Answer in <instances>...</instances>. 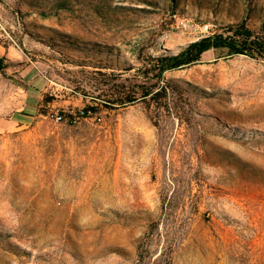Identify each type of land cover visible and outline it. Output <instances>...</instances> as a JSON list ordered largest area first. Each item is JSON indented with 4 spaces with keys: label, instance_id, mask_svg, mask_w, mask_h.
Returning a JSON list of instances; mask_svg holds the SVG:
<instances>
[{
    "label": "rangeland",
    "instance_id": "1",
    "mask_svg": "<svg viewBox=\"0 0 264 264\" xmlns=\"http://www.w3.org/2000/svg\"><path fill=\"white\" fill-rule=\"evenodd\" d=\"M167 11L264 28V0H0L31 42L26 77L0 69V264H264V61L209 50L155 99L92 100L111 93L107 64L144 79L137 43L200 38ZM47 80L49 101L32 87L18 111L19 89Z\"/></svg>",
    "mask_w": 264,
    "mask_h": 264
},
{
    "label": "trees",
    "instance_id": "2",
    "mask_svg": "<svg viewBox=\"0 0 264 264\" xmlns=\"http://www.w3.org/2000/svg\"><path fill=\"white\" fill-rule=\"evenodd\" d=\"M219 29L216 33L197 38L180 46L175 52L162 50L158 54H146L144 47L137 43L132 52L135 55V60L140 61V65L135 70L141 69L143 75H140V78L144 77V79L135 82H131L127 78L117 81L116 79L121 77L125 71L130 72L135 67L128 65L127 62L120 68L107 64L105 67H109L111 71L106 84H110L111 93L106 99L102 98L104 93H97L96 96L91 94L92 100L101 101L105 107L118 108L126 104H132L139 98L155 99L166 89L165 86L160 84L161 82L165 83L163 74L166 71L182 69L196 62L198 63L201 61L203 54L209 50L224 52V55L228 57L244 55L256 61H264V28L252 30L244 20H240ZM109 52L110 50L106 48L105 54ZM2 59L3 57H0V69L6 66ZM97 72L103 75L106 74L102 71ZM148 78H153L154 82L147 83L146 79ZM42 100L49 101L46 95L43 96ZM41 106L42 104L40 109ZM96 106H98V103L95 106H85L81 112H78V116L86 115L89 110H97Z\"/></svg>",
    "mask_w": 264,
    "mask_h": 264
},
{
    "label": "built area",
    "instance_id": "3",
    "mask_svg": "<svg viewBox=\"0 0 264 264\" xmlns=\"http://www.w3.org/2000/svg\"><path fill=\"white\" fill-rule=\"evenodd\" d=\"M164 19L170 22L169 25L171 29L181 32L191 31L193 33L198 34L199 37L210 35L215 32L213 29V24H199L198 22H194L185 17H182L177 12L167 11L164 14ZM18 22L19 19L18 21H16L15 24L17 28ZM19 33V30L18 32L13 30L10 24L8 23V20H6L0 14V40L6 42L7 44L20 47V42L18 40ZM45 116L57 123H60L63 120V114L57 111H48ZM75 118H78V116H76Z\"/></svg>",
    "mask_w": 264,
    "mask_h": 264
},
{
    "label": "crops",
    "instance_id": "4",
    "mask_svg": "<svg viewBox=\"0 0 264 264\" xmlns=\"http://www.w3.org/2000/svg\"><path fill=\"white\" fill-rule=\"evenodd\" d=\"M5 16V15H4ZM5 18H7L5 16ZM10 22V26L12 27L13 30L17 31L18 32V28L16 27V22L15 21H18V19L14 16H11L9 18ZM19 41H20V47H17V46H13V45H10V44H7L6 42H3L0 40V57H3V61H7L8 64V68L9 67H12L13 65L16 66V65H19L21 66V75L26 77L27 74H29L30 70L27 68V62L24 61L25 60V54H24V51H23V48H22V45L25 44V46H30L31 47V42L29 41V38H28V35L24 32H20L19 34ZM33 87V88H32ZM50 87V84H48V80L47 82L45 83H40L38 85H35V84H30L28 83L27 84V87L25 89L21 88L19 89L21 91V95L23 97L22 99V102L20 104V107L17 108L18 111H21L23 110L25 112V103H26V99L29 95V91L32 89H39L38 92H39V98H38V101H37V108L42 104V94L45 93L46 91H48ZM63 103L67 102V101H62ZM51 105H55V104H51ZM36 108V109H37ZM26 113V112H25ZM31 115V114H29Z\"/></svg>",
    "mask_w": 264,
    "mask_h": 264
},
{
    "label": "bare ground",
    "instance_id": "5",
    "mask_svg": "<svg viewBox=\"0 0 264 264\" xmlns=\"http://www.w3.org/2000/svg\"><path fill=\"white\" fill-rule=\"evenodd\" d=\"M21 28H22V26H21ZM23 29V28H22Z\"/></svg>",
    "mask_w": 264,
    "mask_h": 264
}]
</instances>
